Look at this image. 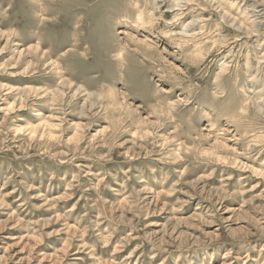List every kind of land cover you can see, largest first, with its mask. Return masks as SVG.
Listing matches in <instances>:
<instances>
[{
	"label": "rangeland",
	"instance_id": "374dc122",
	"mask_svg": "<svg viewBox=\"0 0 264 264\" xmlns=\"http://www.w3.org/2000/svg\"><path fill=\"white\" fill-rule=\"evenodd\" d=\"M0 264H264V0H0Z\"/></svg>",
	"mask_w": 264,
	"mask_h": 264
}]
</instances>
